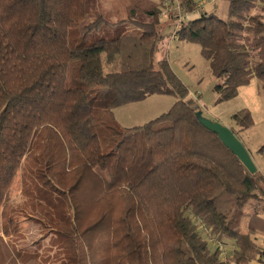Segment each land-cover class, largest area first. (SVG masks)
I'll use <instances>...</instances> for the list:
<instances>
[{
  "label": "trees",
  "instance_id": "16d2710c",
  "mask_svg": "<svg viewBox=\"0 0 264 264\" xmlns=\"http://www.w3.org/2000/svg\"><path fill=\"white\" fill-rule=\"evenodd\" d=\"M199 1L181 7L192 11ZM99 2L0 0V214L22 162L20 210L56 235L60 264H226L210 246L226 239L235 241L234 264L256 261L264 173H250L198 122L197 98L166 58L155 59L159 2L128 0L116 20ZM177 39L199 45L218 101L253 77L264 94V0H227L225 18L202 12L181 24ZM153 93L175 101L141 125L116 122L115 107ZM232 117L237 130L252 121L247 109ZM253 200L262 214L249 215L243 234ZM48 258L0 236V264Z\"/></svg>",
  "mask_w": 264,
  "mask_h": 264
},
{
  "label": "rangeland",
  "instance_id": "374dc122",
  "mask_svg": "<svg viewBox=\"0 0 264 264\" xmlns=\"http://www.w3.org/2000/svg\"><path fill=\"white\" fill-rule=\"evenodd\" d=\"M152 1H158L162 8V0ZM127 3L128 0H100L99 5L107 19L116 20L125 17ZM94 9L90 11L88 9L84 22L91 19ZM215 13L220 18L226 17V0H217ZM169 19L171 20L166 18L159 21L161 39L155 59H167L172 70L187 86L188 96L197 98L203 116L236 130L237 138L246 147L258 169L264 173V94L260 90V81L253 77L249 83L239 86L235 97L218 101V94L213 90L216 79L210 71L207 60L200 54L199 45L191 41L172 39L174 24L170 23ZM124 30L132 33L134 28L127 25ZM174 101L175 97L172 94L153 93L141 100L115 107L114 119L123 127L141 125L166 112ZM242 109L249 111L252 121L247 128L237 130L239 124L232 115ZM21 165L22 162L10 186L6 210L0 214V236L15 250L19 249L30 255L38 253L40 258L48 255L49 260L43 264H60L62 253L56 246L60 244L56 243V235L47 225L20 210L24 199L21 192ZM248 207L261 208V203L251 201L250 205L244 207L245 214ZM8 216L11 219L7 223ZM3 225L7 228L5 236L2 231ZM108 261L111 263L110 259Z\"/></svg>",
  "mask_w": 264,
  "mask_h": 264
},
{
  "label": "water",
  "instance_id": "95a60500",
  "mask_svg": "<svg viewBox=\"0 0 264 264\" xmlns=\"http://www.w3.org/2000/svg\"><path fill=\"white\" fill-rule=\"evenodd\" d=\"M195 116L203 127L217 135L219 140L240 160L250 173H254L257 170V166L248 150L229 127L217 120L203 116L201 110H197Z\"/></svg>",
  "mask_w": 264,
  "mask_h": 264
},
{
  "label": "built area",
  "instance_id": "2783aa9c",
  "mask_svg": "<svg viewBox=\"0 0 264 264\" xmlns=\"http://www.w3.org/2000/svg\"><path fill=\"white\" fill-rule=\"evenodd\" d=\"M213 2L214 0H209ZM203 1H199L192 11L184 10L181 7V0H162V8L158 14V20L163 21L166 18H171L174 24V30L171 34L172 39H177V31L181 27V24L194 17H197L203 11ZM201 229L205 234L208 233V230L201 225ZM256 264H264V240L261 245V252L256 260Z\"/></svg>",
  "mask_w": 264,
  "mask_h": 264
},
{
  "label": "crops",
  "instance_id": "0c3cea01",
  "mask_svg": "<svg viewBox=\"0 0 264 264\" xmlns=\"http://www.w3.org/2000/svg\"><path fill=\"white\" fill-rule=\"evenodd\" d=\"M202 1H203V4H204L203 5V12L215 11L217 0H214L213 2H211L209 0H202ZM170 23H173L172 19L170 20ZM257 169H258V167H257ZM249 205H250V203H249ZM246 211H247L246 214L244 213L243 223H242L241 231H240L243 234L245 233V230H246V223H247L249 215L252 214V213L262 214L261 208H256V207L255 208L254 207H248ZM263 240H264V237L262 235H257V237L255 239L256 243H258L260 246L262 245ZM210 246H211L212 249H215L216 247L219 248L222 260H224V262L226 264H234L232 262V260H231L233 250H234V248L236 246L235 245V241L233 239H226L222 243L221 242H217L215 240H211V245ZM247 264H256V261L253 260V261H251V262H249Z\"/></svg>",
  "mask_w": 264,
  "mask_h": 264
}]
</instances>
